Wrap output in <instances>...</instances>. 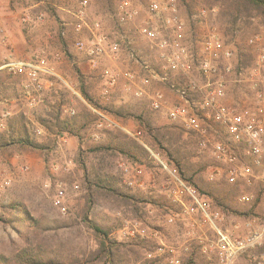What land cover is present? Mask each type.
I'll return each instance as SVG.
<instances>
[{"label":"rangeland","instance_id":"1","mask_svg":"<svg viewBox=\"0 0 264 264\" xmlns=\"http://www.w3.org/2000/svg\"><path fill=\"white\" fill-rule=\"evenodd\" d=\"M87 1L0 0V65L44 56L56 73L42 77L40 91L31 85L29 94L27 77L9 74L6 69L0 71V116L11 111L6 126L0 129V253L11 255L30 233L44 247L46 259L66 255L63 264H169L163 259L148 258L157 243L138 233L137 229L145 227L149 231L158 229L169 244L188 241L190 247L183 254L182 264H187L193 252L196 254L191 264H216L215 258L209 259L202 252L198 242L199 236H215L210 223L200 211L186 214L183 205L173 200L169 176L153 159L144 156L141 162H134L116 152L94 150L122 132L136 138L119 127L98 128V116L89 104L111 115L131 133L138 132L142 142L161 153L178 172L180 161L184 173L195 176L198 189L211 201L213 209L223 213L220 225L228 233L244 235L264 229V181L258 177L259 170L253 168L251 184L240 181L241 186L235 187L221 173L225 166L216 161L210 149L200 145L197 135L170 120L165 109H153L148 96H138L141 86L151 94L164 92L169 105L174 100L168 84L141 83V62L147 60L156 69L160 66L156 47L137 31V26L148 18L150 0H133L138 14L125 23L120 21L121 0ZM176 1L194 38L202 39L215 28L234 48L236 71L228 75L225 103L244 105L253 101L254 83L264 89V17H244L231 33L228 17L222 14L227 8L224 0H186L188 6L182 0ZM99 37H103L105 51L93 62L86 49L77 47V42L82 40L89 45ZM112 41H119L118 52L111 50ZM240 50L244 51L243 57ZM128 71L135 73V83L126 74ZM173 79L183 80L177 76ZM65 80L82 96L81 87H85L98 106L77 95ZM39 94L44 102L36 101ZM58 108L62 117L72 121L86 108L94 116L75 129V134L50 132L41 121L50 119V113ZM71 108L76 111L73 115ZM23 125L27 132H23ZM36 125L43 127L41 134L34 133ZM218 128L213 126V135L224 139ZM26 133L43 147L25 145L21 140ZM58 135H64L66 142L58 141ZM232 149L239 155L241 165H251L241 147L233 145ZM98 160H104L102 166L117 187L145 201L132 206L116 197L98 196V202L90 206L86 175ZM124 163L130 166L129 172L123 170ZM138 167L142 174H137ZM58 187L65 191L66 213L53 201ZM243 195L249 199L243 200ZM175 213L179 216L170 222L169 216ZM93 223L109 229L122 244L113 257L96 254L101 234ZM31 225L34 229L29 228ZM233 264H264V240Z\"/></svg>","mask_w":264,"mask_h":264},{"label":"built area","instance_id":"2","mask_svg":"<svg viewBox=\"0 0 264 264\" xmlns=\"http://www.w3.org/2000/svg\"><path fill=\"white\" fill-rule=\"evenodd\" d=\"M87 2L84 0V3ZM119 7L122 23L134 20L138 14L133 0H121ZM147 13L148 18L137 26V31L156 47L160 66L156 69L147 60L141 62L144 71L141 83L145 86L151 85L153 81L168 84L173 92L174 100L172 105H169V99L164 92L159 90L151 94L141 86L137 91L138 96H148L153 109H165L170 120L178 123L189 133L197 135L200 145L210 149L216 161L225 166L221 173L231 184L239 181L251 184L254 167L258 168V177L264 181V89L262 86L254 83L255 99L248 104L225 103L228 75L236 71L233 65L234 48L218 34L215 28L202 39L194 38L190 23L181 16L176 0H150ZM81 28L82 24L79 23L78 30ZM97 39L89 45L82 40L77 42V47L86 49L93 62L105 51L103 37ZM110 48L113 52H118L119 41H112ZM4 69L9 74L27 77L30 81L26 84L29 94L31 85L36 91L43 89L41 79L44 75H56L44 56L33 60H10L0 65V71ZM105 73L109 74V71L106 70ZM126 74L135 83V73L128 71ZM174 76L183 79L185 84L175 82ZM65 82L70 89L83 98L67 80ZM262 83L264 84V79ZM36 99L38 103L44 102L41 94ZM89 106L98 116V128L119 127L142 142L138 132L131 133L108 113L90 104ZM75 112V109L71 108L70 113L73 115ZM10 115V110L1 114L0 129L6 126ZM215 125H218V130L222 132L224 139L213 135L212 128ZM33 131L41 134L43 127L36 125ZM57 138L58 141L66 142L67 140L64 135H58ZM142 143L150 152L154 163L168 174L172 184L170 195L173 200L183 205L186 214L194 215L196 211H200L210 223L215 236L198 237L201 250L209 259L215 258L216 264H233L240 255L263 243L264 229L254 230L244 235L226 232L220 225V221L224 220L223 213L213 209L209 201L202 199L198 188L186 181L177 168L172 167L161 153L145 142ZM233 145L242 148L241 153L251 165H241L239 155L232 149ZM122 167L125 172L130 171L128 164L124 163ZM136 169L137 174L143 173L141 167ZM64 195V188L58 187L53 201L61 212L66 213L68 208L64 202ZM187 199L192 204L187 203ZM242 199L247 200L249 197L243 195ZM178 216L179 213L171 214L168 220L175 222ZM137 231L143 237L157 243L155 249L148 252V258L163 259L169 264H182L183 254L187 253L190 247L188 241L182 244H169L162 239L160 231L156 228L149 231L143 227Z\"/></svg>","mask_w":264,"mask_h":264},{"label":"trees","instance_id":"3","mask_svg":"<svg viewBox=\"0 0 264 264\" xmlns=\"http://www.w3.org/2000/svg\"><path fill=\"white\" fill-rule=\"evenodd\" d=\"M182 1L186 6L189 5L186 0ZM224 2L227 4V8L224 9L222 14L224 17H228L227 23L229 24V30L231 33L237 30V26L242 20H244V17L250 18L255 15L264 17V0H224ZM243 54L244 51L240 50V57H243ZM240 62L242 63L243 60L241 59ZM182 83L185 84V81H182ZM81 92L87 101L98 106V103L95 102L94 98L89 94L85 87H81ZM87 109L88 108H86L85 113L79 114L77 117L73 118L72 121V119L69 117H62L61 110L58 108L56 111L50 113V119H42L41 122L50 132L68 131L75 134V129L86 125V120L89 119L90 116H94V114ZM81 121L84 122L78 127V124ZM22 128L23 132H27L26 125H23ZM190 134L195 135L194 133ZM1 140L2 139L0 137V142ZM21 141L25 145L32 148L43 147V145L32 139L28 133L22 137ZM94 150L106 153L116 152L131 158L134 162H141L144 156L150 157L152 159L150 152L144 145L124 132L111 137L107 144L95 146ZM103 162L104 160H98L96 165L93 167V171H87L86 185L89 190L88 201L90 202V206H92L93 203L98 202L96 201L98 200V196L112 198L116 197L132 206H137L136 204L139 202L145 201V198L131 193H125L119 187H117L115 182L112 181V176L106 172L105 167L102 166ZM177 163L180 175L182 176L184 174L185 176L182 177L186 181L199 188L195 176L186 175L184 173L182 163L180 161H177ZM233 185L235 187H240L241 182H236ZM199 193L202 199L211 203L209 199L203 196V193L200 190ZM29 228L34 229L32 225ZM93 228L101 234V240L99 241L96 254L107 257H113L116 255V251L120 249L122 244L111 236V231L109 229H104L95 223H93ZM24 240V243L17 247L11 255L0 253V264H63L67 258L66 255L61 253L55 257H52L51 259H46L44 256L45 249H43L44 247L42 245H39L35 242V236L29 233V235H27ZM195 254L196 253L194 252L193 254H190L191 256L188 258L187 264L194 262Z\"/></svg>","mask_w":264,"mask_h":264}]
</instances>
